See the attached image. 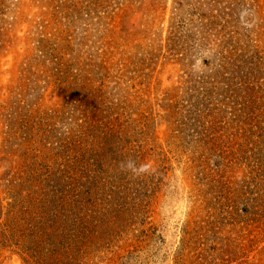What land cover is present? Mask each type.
<instances>
[{
    "label": "rangeland",
    "instance_id": "obj_1",
    "mask_svg": "<svg viewBox=\"0 0 264 264\" xmlns=\"http://www.w3.org/2000/svg\"><path fill=\"white\" fill-rule=\"evenodd\" d=\"M0 264H264V0H0Z\"/></svg>",
    "mask_w": 264,
    "mask_h": 264
},
{
    "label": "clouds",
    "instance_id": "obj_2",
    "mask_svg": "<svg viewBox=\"0 0 264 264\" xmlns=\"http://www.w3.org/2000/svg\"><path fill=\"white\" fill-rule=\"evenodd\" d=\"M141 167H143V166L141 165ZM129 168H131V165H129Z\"/></svg>",
    "mask_w": 264,
    "mask_h": 264
}]
</instances>
